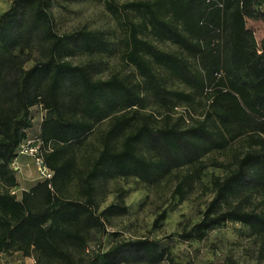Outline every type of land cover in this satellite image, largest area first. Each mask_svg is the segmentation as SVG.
Masks as SVG:
<instances>
[{"label": "trees", "instance_id": "obj_1", "mask_svg": "<svg viewBox=\"0 0 264 264\" xmlns=\"http://www.w3.org/2000/svg\"><path fill=\"white\" fill-rule=\"evenodd\" d=\"M53 1L11 0L0 13V251L36 264H158L169 251L151 237L83 258L93 233L103 237L109 218L127 211L124 190L100 210L97 193L111 180L174 177L182 200L212 166L224 174L212 177L200 218L176 235L202 240L238 223L264 264V37L247 25L264 21V0H105L117 41L85 27L59 33ZM115 54L131 70L103 77ZM22 145L37 147L51 177L17 197Z\"/></svg>", "mask_w": 264, "mask_h": 264}, {"label": "rangeland", "instance_id": "obj_2", "mask_svg": "<svg viewBox=\"0 0 264 264\" xmlns=\"http://www.w3.org/2000/svg\"><path fill=\"white\" fill-rule=\"evenodd\" d=\"M10 3L11 0H0V13L7 9ZM50 12L59 33L85 27L104 30L108 37L115 41L121 36L118 22L105 8V0H54ZM247 25L255 30L257 40L264 37L263 20L247 21ZM157 45L165 49L171 48L169 44ZM86 59L85 56H78L74 61L84 62ZM105 60L107 67L102 73L103 77L113 72L124 73L131 70L121 61L119 54L106 57ZM30 63L31 61L28 65ZM179 111L181 108H178ZM31 112L34 126L28 131L29 139L34 138L40 116V111L36 107L32 108ZM94 145H98L95 134L89 137L86 148L90 150ZM20 155H29L30 162L16 160L18 169L15 172L21 183L12 191L17 197H20L25 189V184L40 179L39 165L33 154ZM213 156L219 160L230 158L225 154ZM223 174L224 169L209 166L182 200L173 192L177 182L174 177H169L157 186H147L134 178L109 181L97 193L99 210L108 204L116 203L120 191L124 190L127 211L123 215L109 218L106 222L108 233L103 237L93 233L83 258L88 259L98 250L105 251L119 240L151 237L159 239L169 251V256L158 264H262L263 260L257 255L255 239L246 227L238 223L228 222L223 227L210 230L202 240H185L176 235L200 218L201 211L213 194L212 177ZM71 192L75 197L73 188ZM162 211H165V218L159 225H154V219ZM12 261L13 258L10 257L4 264H11Z\"/></svg>", "mask_w": 264, "mask_h": 264}, {"label": "built area", "instance_id": "obj_3", "mask_svg": "<svg viewBox=\"0 0 264 264\" xmlns=\"http://www.w3.org/2000/svg\"><path fill=\"white\" fill-rule=\"evenodd\" d=\"M264 19V18H263ZM37 147H26V145L21 146L20 154L25 153H34L36 152ZM17 160V159H16ZM14 160L12 163V168L14 170H17V161ZM37 163L39 165V171H40V178H49L51 177V171H49L46 167H44L41 163L40 159H36ZM12 193H14L12 191ZM13 258V261L11 264H36L35 258L32 255H23L19 252L14 253H7L4 251H0V264H4V261H7L9 258Z\"/></svg>", "mask_w": 264, "mask_h": 264}, {"label": "crops", "instance_id": "obj_4", "mask_svg": "<svg viewBox=\"0 0 264 264\" xmlns=\"http://www.w3.org/2000/svg\"><path fill=\"white\" fill-rule=\"evenodd\" d=\"M17 160L22 161V162H26V163H29L30 162L29 155H19L18 158H17ZM16 178H17V186L16 187H18V185L21 183V181H20V178H19L18 175H16ZM34 183L35 182H31L30 184L29 183L25 184L26 186L24 187L25 188L24 190H28L31 186L34 185Z\"/></svg>", "mask_w": 264, "mask_h": 264}]
</instances>
